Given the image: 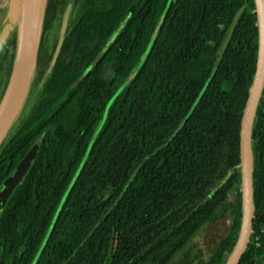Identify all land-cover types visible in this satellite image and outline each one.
I'll return each mask as SVG.
<instances>
[{
	"label": "trees",
	"instance_id": "obj_1",
	"mask_svg": "<svg viewBox=\"0 0 264 264\" xmlns=\"http://www.w3.org/2000/svg\"><path fill=\"white\" fill-rule=\"evenodd\" d=\"M18 41L15 27L0 47V102ZM258 41L255 0H48L32 85L0 144V188L34 155L0 214V264H173L227 216L209 255L182 257L226 264ZM251 137L252 231L238 264H264V87Z\"/></svg>",
	"mask_w": 264,
	"mask_h": 264
},
{
	"label": "water",
	"instance_id": "obj_2",
	"mask_svg": "<svg viewBox=\"0 0 264 264\" xmlns=\"http://www.w3.org/2000/svg\"><path fill=\"white\" fill-rule=\"evenodd\" d=\"M48 0H36L32 15V24L30 31L29 50L25 66L17 73V65L20 55V45L23 36L24 22L22 29L13 23L7 22L0 32V46L8 37L10 31L17 27L19 33L18 50L16 54V60L14 63L13 72L6 92L0 102V144L7 135L10 127L13 125L18 112L27 100L29 89L33 82V76L37 65L38 51L41 45V36L43 32V24L46 14ZM258 29H259V41H258V56L255 74L252 83L249 88L248 97L245 103L241 118L240 129V166L242 169V222L240 227L239 236L236 240V245L232 253L230 254L226 264H238L243 256L244 250L247 247L250 239V233L252 231L253 220V182H252V126L254 118L257 113L258 103L262 96V90L264 87V0H255ZM68 14H64L63 23L60 29V38L54 53L53 62L56 61L63 39L64 32L68 23ZM235 28V24L230 28L229 34H232ZM123 29V24L112 33L109 40L106 42L102 50L99 52L93 63H97L105 52L109 49L111 43L118 37ZM230 38L227 39L229 41ZM90 70L87 67L83 75H86ZM231 222L227 216L218 219L210 226L209 231L213 230H229ZM223 235L225 232L222 233Z\"/></svg>",
	"mask_w": 264,
	"mask_h": 264
},
{
	"label": "rangeland",
	"instance_id": "obj_3",
	"mask_svg": "<svg viewBox=\"0 0 264 264\" xmlns=\"http://www.w3.org/2000/svg\"><path fill=\"white\" fill-rule=\"evenodd\" d=\"M24 1L25 0H0V30L5 26V24H7V22L13 23L15 26L17 25L18 28L22 29V24L25 20ZM68 10L69 9L65 11V14L67 13L68 17H71L72 10ZM21 110L22 108L20 109V111ZM20 111L18 112V114L20 113ZM31 149L36 152L37 144L32 146ZM31 154H28V158H26L20 163V166L17 167L16 172H14L0 188V214L5 205V201L8 199V197L12 194V192L16 189L17 185L19 184L20 176L27 171L28 166L30 164L29 160L34 157V155ZM223 232H226V230L219 229L213 230L212 232L202 231L199 236L195 238V240L190 244L188 252L192 249H195L194 247H196L202 248V251H204L206 255H209V253H211V251L214 249L216 243L219 242ZM197 245H199V247ZM188 252L187 249H185L183 252L178 254L173 260V264H182L183 254ZM189 254L192 255L191 252Z\"/></svg>",
	"mask_w": 264,
	"mask_h": 264
},
{
	"label": "bare ground",
	"instance_id": "obj_4",
	"mask_svg": "<svg viewBox=\"0 0 264 264\" xmlns=\"http://www.w3.org/2000/svg\"><path fill=\"white\" fill-rule=\"evenodd\" d=\"M36 0H25L24 7H25V22L23 28V36L20 45V55L18 60V67L17 73L21 71V69L25 66L28 50H29V41H30V31H31V24H32V15L34 10ZM23 21V20H22Z\"/></svg>",
	"mask_w": 264,
	"mask_h": 264
},
{
	"label": "flooded vegetation",
	"instance_id": "obj_5",
	"mask_svg": "<svg viewBox=\"0 0 264 264\" xmlns=\"http://www.w3.org/2000/svg\"><path fill=\"white\" fill-rule=\"evenodd\" d=\"M1 47V46H0Z\"/></svg>",
	"mask_w": 264,
	"mask_h": 264
}]
</instances>
